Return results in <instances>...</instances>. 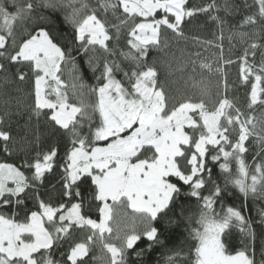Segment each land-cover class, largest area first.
<instances>
[{
	"label": "snow or ice",
	"instance_id": "obj_1",
	"mask_svg": "<svg viewBox=\"0 0 264 264\" xmlns=\"http://www.w3.org/2000/svg\"><path fill=\"white\" fill-rule=\"evenodd\" d=\"M253 7L241 21L250 31L228 36L230 42L251 41L237 58L241 81L251 84L242 108L228 95L224 66L237 61L223 59L222 41L227 17ZM41 9L70 11L62 21H53L39 15ZM201 13L216 23L221 41L203 42L218 48L222 61L215 69V98L203 81L193 85L199 87V96H171L154 60L149 63L151 50L167 47L162 31L183 38L186 18ZM109 14L116 23L106 19ZM36 20L48 23L18 42L17 26L27 31L25 25ZM58 24L68 25L70 33L60 32ZM124 30L127 51L120 47ZM262 39L264 0H210L195 8L188 0H0V81L24 82L31 75L34 103L25 123L44 115L71 144L63 162H57L59 150L52 145L31 157L26 154L19 166L0 163V264H88L97 245L109 254L107 264H129L130 250L145 264L144 258L158 249L170 253L162 256L164 264H257L256 233L245 209L249 198L264 201V117L257 120L250 113L256 106L264 109V52L254 62L257 50L264 48L258 43ZM77 57L97 82L88 89L90 99H85L83 83L69 85L61 78L63 66L71 65L73 80H83ZM200 66L213 71L211 63ZM70 90L77 102H70ZM10 115L0 116V125ZM20 139L31 143L27 136ZM0 141L3 151L12 154L11 132L0 128ZM210 163L219 166V175ZM55 168L62 169L60 188L55 200H46L41 188L46 173ZM230 187L239 190L244 204L225 208ZM182 196L196 199L197 215H185ZM28 200L34 201L35 210L26 209ZM92 201L100 202L98 219L88 215ZM18 208L26 209L23 218L5 211ZM122 209H131L130 223L123 227L117 220ZM257 212L264 224V208ZM181 224L193 241L189 253L167 247L173 226ZM232 229L249 238L250 245L230 251ZM260 255L264 257V245Z\"/></svg>",
	"mask_w": 264,
	"mask_h": 264
},
{
	"label": "trees",
	"instance_id": "obj_2",
	"mask_svg": "<svg viewBox=\"0 0 264 264\" xmlns=\"http://www.w3.org/2000/svg\"><path fill=\"white\" fill-rule=\"evenodd\" d=\"M210 0H188L189 7H201L206 3H209ZM239 3H244L245 0H238ZM247 3L252 4V0H246ZM90 3L95 4V0H90ZM255 7L251 9L242 10L241 14H234L228 16V25L225 28L223 43V59L224 60H233L237 61L231 65L224 66V71L227 73V80L230 85L228 95L230 98L234 97L238 102V105L242 108H246L249 93L251 90L250 83H244L240 79L239 73V61L237 58L243 54L244 48L248 46V43H251L249 40L245 44L239 43V40L234 38L231 42L228 39V36L232 32L239 31H250L248 26H243L241 21L243 15L250 14V12L255 11ZM66 11L70 9H62L56 12H53L51 9H41L39 15H44L50 17L51 20L56 21L59 18L60 21L63 20V15ZM219 15L224 16L225 13L221 11ZM101 19H105L101 15ZM110 23H116V21L111 17V14L106 18ZM188 22L183 25L185 36L183 38L177 37L170 30L162 31V41H167V47L161 46V49L151 50V56L149 58V63L155 62V66L158 70L160 80L165 83L169 94L174 97L180 96H199L200 90L199 87H194V83L203 81V84L209 89L210 97L215 98L217 92V84L219 80V74L216 73L215 69L222 65V61H218L219 49L203 43L204 41H213L214 44L221 43L217 39L219 36V30L214 21L209 19L206 14H197L192 18H186ZM48 21L36 20L35 22H29L25 27L27 31H24L19 25L17 26V40L18 42L27 38L29 32H35L37 25L47 24ZM58 29L63 33H70V27L68 25L58 24ZM126 31L122 35L120 41V47L127 51L126 47ZM198 38V39H196ZM258 43L264 44V39L259 40ZM261 52H264V48L257 50V55L255 57V63H259L261 60ZM199 53V57L196 54ZM98 55L102 53L98 52ZM119 59V57H117ZM191 61H195L192 63ZM201 62L211 63L213 71L210 73L207 69L201 68ZM250 62L252 58L250 57ZM77 64L81 67L83 80L74 81L73 80V71L71 65L63 66V75L62 79L65 83L71 85L72 83H83L86 87L83 89L85 93V99H90L88 94V89L96 85V79L93 73L88 69L86 64H82L80 57H77ZM22 67V66H21ZM25 72L28 71L26 67H23ZM96 75H99L97 73ZM120 78V77H118ZM34 78L29 76V79L24 82H19L18 80L13 79L10 83H3L0 81V116H3L5 112L11 113L10 116H5L4 124L0 125V128L8 130L13 136V141L15 144L14 151L12 154L5 153L3 151V142L0 141V163H14L17 166L20 165L21 160L27 154L29 157L35 154L36 151H47L50 146L55 145L59 154L57 157V162H63L62 158L64 157L67 150L71 148L69 137L57 131L53 128V125L47 120L44 115H41L39 120L35 117L31 120L30 123L26 124L25 122L28 119L29 110L34 103ZM70 102H77L78 97L72 96L71 90L69 91ZM23 112V115H16L17 111ZM50 114V110H44ZM250 113L254 115L257 120L264 117V109L259 106L254 107L253 110H250ZM27 136V143L24 140H21V137ZM102 143V142H101ZM23 148V151L20 149ZM251 150L253 153L257 150L255 143L251 144ZM249 163L252 162L251 156L246 157ZM209 167L213 168L214 175L220 174V169L218 165L209 164ZM25 171L26 175H31L26 169H21ZM233 170L235 171V165H233ZM62 169L55 168L52 173H46V181L43 187L41 188V195L46 200L51 197L55 200L57 192L59 191L60 184L58 183L60 179V173ZM175 179V178H174ZM250 182V181H249ZM222 183V181H221ZM90 184L84 185L83 187L87 188ZM53 185L55 187H53ZM185 187L183 191H187ZM229 191L232 193L225 201V208L229 205L237 206L245 203L243 195L239 192L238 189L229 188ZM207 195V191L204 193ZM86 197H90L89 192H85ZM87 203V201H86ZM100 202L92 201L91 206L88 209V215L93 219H98L97 205ZM181 204L186 206L185 215L192 214L193 216L198 214V202L195 198H184L181 197ZM217 211H220L219 206L217 205ZM258 208H264V201H253L251 198L247 200V208L245 209V215L252 220V227L256 233V238L254 242V247L256 251V260L257 264L261 259V247L264 245V224L261 223V217L257 212ZM26 209L35 210L34 201H26ZM25 208L18 209H5V211H16L20 218H23ZM130 213L131 209H122L119 210V215L117 220L121 224V227L130 223ZM186 225L181 224L179 227L173 226L172 228V238L168 244V248L173 251H182L183 253H189L190 249L193 246V241L188 236L186 231ZM80 235H83L82 233ZM249 238L245 237L237 229H232L228 237V246L230 251L235 252L240 250L245 246L250 245ZM137 247H145L144 243H138ZM170 254L167 251L157 250L156 253H152L145 259V264H156V261L159 260V264H164L163 255ZM91 257H98L99 259L93 260ZM109 259V254L101 249L99 245L94 246L90 257L88 258V264H107ZM129 264H140V261L133 255L132 251H129ZM179 264H185V261L180 260ZM190 264V261L188 262Z\"/></svg>",
	"mask_w": 264,
	"mask_h": 264
}]
</instances>
